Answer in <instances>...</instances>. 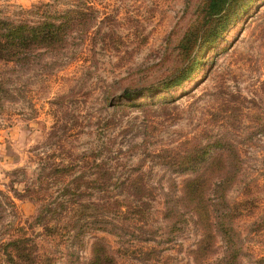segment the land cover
<instances>
[{
  "label": "rangeland",
  "instance_id": "obj_1",
  "mask_svg": "<svg viewBox=\"0 0 264 264\" xmlns=\"http://www.w3.org/2000/svg\"><path fill=\"white\" fill-rule=\"evenodd\" d=\"M40 1L54 0H0V17L25 19ZM82 1L95 15L86 34L73 33L64 50L28 65H0L7 90L0 241L24 231L34 245L31 264H84L95 236L120 264H195L188 250L199 233L188 212L175 233L163 219L165 200L192 173L161 165L152 153L179 151L206 134L229 139L242 160L227 197L241 202L239 264H257L264 258V0H244L213 35L200 28L185 56L177 46L198 0ZM177 76L184 78L171 85ZM79 201L106 205V216L126 231L88 228L73 237L65 222Z\"/></svg>",
  "mask_w": 264,
  "mask_h": 264
},
{
  "label": "trees",
  "instance_id": "obj_2",
  "mask_svg": "<svg viewBox=\"0 0 264 264\" xmlns=\"http://www.w3.org/2000/svg\"><path fill=\"white\" fill-rule=\"evenodd\" d=\"M54 1H40L25 9L27 15L22 20L0 17V65L9 62L28 65L35 55L56 54L64 50L73 33L86 34L95 17L91 7L86 6L82 0H74L71 6L58 5ZM243 2L244 0H198L195 16L179 40L178 53L182 56L190 55L194 51L198 30L205 28L207 35L215 34ZM199 20H202L203 26H200ZM191 67V63L186 64L180 70V75ZM183 78L177 76L170 84L173 85ZM166 85L169 84H163ZM6 93L3 81L0 80V98ZM128 95L127 92L126 96ZM197 136L199 135L184 142L185 145L179 151L164 149L152 153V157L159 164L171 166L183 173H192L182 180L176 191L177 195L165 200L163 219L168 223V232L175 233L182 223L180 217L188 212V220L196 225L199 233L194 245L188 250L195 264H239L243 252L235 222L240 215L241 202H230L227 194L239 179L242 160L236 146L229 139L220 136L210 141L204 140L210 135ZM64 171L67 169L53 166V173ZM66 191L71 192L65 190V193ZM43 207L49 209L48 204L42 205L38 216L41 215ZM104 208L108 207L101 206L96 201H79L69 220L65 222L67 230L72 231L73 237L77 236L80 229L88 228L101 231L109 229L108 231L118 234L125 232L122 224L106 216ZM139 211L136 206L132 209V212ZM15 228L22 229L13 226V231ZM44 228L50 229L51 226ZM21 232L15 236L10 232L5 240L0 241V264L3 263L2 259L5 264L32 263L34 245L24 235L25 232ZM220 249L221 253L216 255ZM258 263H264V258L259 259ZM84 264L120 262L107 240L102 236H95L90 243L89 258Z\"/></svg>",
  "mask_w": 264,
  "mask_h": 264
}]
</instances>
